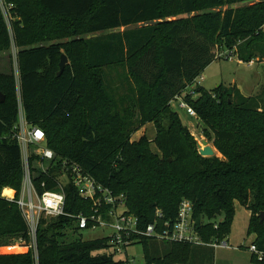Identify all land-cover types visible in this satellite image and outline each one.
<instances>
[{
    "label": "trees",
    "instance_id": "1",
    "mask_svg": "<svg viewBox=\"0 0 264 264\" xmlns=\"http://www.w3.org/2000/svg\"><path fill=\"white\" fill-rule=\"evenodd\" d=\"M5 1L15 6L20 80L18 86L11 59L10 70L0 73V246L28 240L18 205L2 196L5 188L19 193L23 183L21 151L12 137L20 93L28 122L45 132L56 160L78 164L114 195H124L140 228L157 221L163 230L188 200L201 239L228 241L239 204L251 213L253 245L264 251V86L253 96L223 85L185 95L221 157L200 155L172 107L218 60L217 48L244 63H264V0ZM245 4L251 5L235 8ZM11 49L0 8V54L11 58ZM62 55L68 63L59 76ZM120 69L125 96L106 79L107 71ZM148 124L156 138L133 141ZM46 180L37 178V186ZM66 212L89 215L92 204L69 186ZM79 234L74 218L43 221L39 264H127L115 259L109 238L84 241L75 238ZM140 244L145 264H214V247L156 239ZM252 262L264 264L254 256ZM0 264L34 260L31 253L0 255Z\"/></svg>",
    "mask_w": 264,
    "mask_h": 264
},
{
    "label": "built area",
    "instance_id": "2",
    "mask_svg": "<svg viewBox=\"0 0 264 264\" xmlns=\"http://www.w3.org/2000/svg\"><path fill=\"white\" fill-rule=\"evenodd\" d=\"M14 7L13 4L0 0V8L12 38V64L15 79L19 86L18 49L14 42L13 27L11 25L13 20L11 10ZM262 29L264 30V26ZM216 56L220 59L226 55L223 53L216 54ZM226 57L230 59L229 56ZM202 81L203 78L198 77L187 88L183 96L174 100V102L176 100L179 102L180 109L185 110L193 118H197V114L186 102L185 95H193L194 90L201 86ZM18 96V115L12 127V137L17 141L21 151L23 183L19 193L15 191L12 195L4 197L18 205L27 223L28 240L16 242L18 247L25 248L26 253L32 254L34 264H39L38 233L40 226L43 221L55 220L61 217L74 218L80 232L97 228L112 229L113 234L106 238L110 239L111 252L115 257L122 255L127 248L140 244L145 239L186 243L203 247L232 248L228 241L206 243L201 239L196 229L194 206L188 200H184L180 204L177 220L173 224L170 222L165 223L163 230L159 229L157 221L145 228H140L138 218L128 213L124 195H114L110 189L103 187L91 175L86 174L78 164L67 160L60 162L56 160L55 153L46 145L45 132L28 122L20 93ZM43 176L47 177L48 180L43 181L41 186H37V178ZM69 186H73L83 200L91 202L92 213L73 216L66 212L67 189ZM156 216L157 218L162 217L160 210H157ZM215 227L217 228V224ZM242 247L249 249L258 261L264 260V251H260L257 246L252 244L249 247ZM124 262L133 264L129 261Z\"/></svg>",
    "mask_w": 264,
    "mask_h": 264
},
{
    "label": "rangeland",
    "instance_id": "3",
    "mask_svg": "<svg viewBox=\"0 0 264 264\" xmlns=\"http://www.w3.org/2000/svg\"><path fill=\"white\" fill-rule=\"evenodd\" d=\"M247 5L251 4L238 5L235 8ZM226 9L227 8L225 7L223 10ZM10 52L11 58H9L10 53L7 54V57L11 67V59H13L12 49ZM223 53L226 56H229L230 59H227L225 56L221 59L215 60L210 66H208L201 76L203 78L201 86L210 93H213L217 87L223 85L225 87L236 86L245 96L260 94L261 87L264 86V63H244L239 61L238 57L233 52L231 54L229 51L218 50V48L215 50V54L217 55ZM124 76L125 74L122 69L107 71L106 76L108 83L117 87V93L121 96H125L129 89L127 86L122 84ZM119 95L117 94L118 98ZM178 103L179 102H177V100L172 103L173 110L179 114L183 124L194 136L197 144L201 143L203 140L209 142L208 138L204 134V124L198 118L190 117L185 110L180 109ZM156 134L157 131L154 124H148L135 133L132 140L138 141L142 136H147L149 139L154 140L156 138ZM209 143L215 149L213 142ZM152 150L153 152L158 153V148L154 143L152 144ZM216 155L221 157L217 150ZM6 189L12 190L11 188H5L2 192V196L5 195ZM250 217L251 213L248 210L239 204L236 205L235 220L232 225L231 234L228 238V243L232 248H215L214 264H257L252 262L253 255L249 249L242 247H249L256 239L254 235H248ZM218 221L221 222L222 220L219 219ZM112 234L113 230L110 228H97L95 230L82 231L81 234L77 235L75 238H82L84 241H94L109 237ZM23 253H26V249L18 247L17 242L12 243V240H9V242L7 241L0 246V255H17ZM115 259L117 261H129L133 264H145L144 247L141 244L133 245L127 248L122 255H117Z\"/></svg>",
    "mask_w": 264,
    "mask_h": 264
},
{
    "label": "water",
    "instance_id": "4",
    "mask_svg": "<svg viewBox=\"0 0 264 264\" xmlns=\"http://www.w3.org/2000/svg\"><path fill=\"white\" fill-rule=\"evenodd\" d=\"M67 63H68L67 57L65 55H62L61 62H60L59 76H61L62 73L64 72V69ZM1 98L2 100L4 99L3 97ZM198 149H199L200 155L203 157H214L216 155L215 149L206 140H203L201 143H198Z\"/></svg>",
    "mask_w": 264,
    "mask_h": 264
},
{
    "label": "crops",
    "instance_id": "5",
    "mask_svg": "<svg viewBox=\"0 0 264 264\" xmlns=\"http://www.w3.org/2000/svg\"><path fill=\"white\" fill-rule=\"evenodd\" d=\"M6 57H7V53L0 54V73H6L10 70L9 69L10 63L8 61V57L7 58ZM12 66H13V64H12ZM6 191H10L12 194L15 192L14 190H10V189H6ZM228 242H229V239H228Z\"/></svg>",
    "mask_w": 264,
    "mask_h": 264
},
{
    "label": "bare ground",
    "instance_id": "6",
    "mask_svg": "<svg viewBox=\"0 0 264 264\" xmlns=\"http://www.w3.org/2000/svg\"><path fill=\"white\" fill-rule=\"evenodd\" d=\"M11 195V194H10Z\"/></svg>",
    "mask_w": 264,
    "mask_h": 264
}]
</instances>
